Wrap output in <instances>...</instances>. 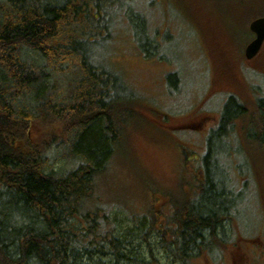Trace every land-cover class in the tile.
<instances>
[{
    "label": "trees",
    "instance_id": "obj_1",
    "mask_svg": "<svg viewBox=\"0 0 264 264\" xmlns=\"http://www.w3.org/2000/svg\"><path fill=\"white\" fill-rule=\"evenodd\" d=\"M124 1L0 0V264H78L87 255H99L104 264L152 263L131 255L126 240L115 235L108 209L122 207L108 208L99 190L101 174L129 130L145 122L136 92L105 64L100 48L111 38L118 15L129 22L143 17L136 16L131 0L121 10ZM220 35L211 45L228 74L235 58ZM151 46L152 41L143 43L147 54ZM243 93L239 100L246 103L228 99L217 133L240 119L245 123L249 114L259 121L264 115V96L257 99L256 115ZM213 143L217 151L210 142L207 156L212 162L227 154ZM58 160L69 161L70 168L56 170ZM213 163L192 178L196 170L191 173L186 162L190 195L180 193L184 182L174 197L150 189L144 216L129 210L138 238L156 234L157 249L167 260L218 254L229 240L227 226L234 230L233 221L238 222L237 214H228V199L232 195L235 206L241 195L232 193L227 176ZM151 257L156 261L152 252Z\"/></svg>",
    "mask_w": 264,
    "mask_h": 264
},
{
    "label": "rangeland",
    "instance_id": "obj_2",
    "mask_svg": "<svg viewBox=\"0 0 264 264\" xmlns=\"http://www.w3.org/2000/svg\"><path fill=\"white\" fill-rule=\"evenodd\" d=\"M130 5L136 16L143 17L129 22L128 16L118 15L111 38L100 47L105 64H111L113 72L136 92L145 119L129 130L107 173L101 174L105 175L99 185L104 204L122 207L108 209L113 232L126 240L122 242L132 249L131 255L151 264H264V115L259 121L249 114L245 123L240 119L231 123L226 133H217L231 96L246 103L239 100L245 97L241 92H246L251 112L260 114L257 99L264 96V48L251 65L244 50L254 38L248 28L249 17L264 14V0H131ZM142 35L147 40L142 41ZM219 35L224 38L220 43L226 49L230 46V56L235 58L228 74L216 63L217 52L211 45ZM147 41H152L153 47L149 54L143 47ZM250 87H256V93ZM214 141L220 152L227 154L214 157L213 162L227 176L232 193L241 195L235 206L233 196L228 199V214H237L238 222L233 221L234 230L227 226L229 240L216 256L205 251L188 262H172L157 249L156 234L150 232L146 240L138 238L140 231L131 218L135 214L130 211L144 216L150 189L170 192L173 197L190 195L185 164L193 167L191 173L196 170L195 178L200 167L213 163L207 156L210 142L216 147ZM54 168L64 171L70 163L58 160ZM181 182L185 187L180 192L176 187ZM78 264L104 263L99 255H87L79 258Z\"/></svg>",
    "mask_w": 264,
    "mask_h": 264
},
{
    "label": "water",
    "instance_id": "obj_3",
    "mask_svg": "<svg viewBox=\"0 0 264 264\" xmlns=\"http://www.w3.org/2000/svg\"><path fill=\"white\" fill-rule=\"evenodd\" d=\"M249 29L255 34V38L246 46L245 56L252 60L258 55L264 43V17L252 20Z\"/></svg>",
    "mask_w": 264,
    "mask_h": 264
}]
</instances>
